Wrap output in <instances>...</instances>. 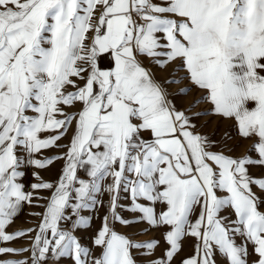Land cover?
Wrapping results in <instances>:
<instances>
[{
  "label": "snow or ice",
  "instance_id": "obj_1",
  "mask_svg": "<svg viewBox=\"0 0 264 264\" xmlns=\"http://www.w3.org/2000/svg\"><path fill=\"white\" fill-rule=\"evenodd\" d=\"M0 264H264V0H0Z\"/></svg>",
  "mask_w": 264,
  "mask_h": 264
},
{
  "label": "rangeland",
  "instance_id": "obj_2",
  "mask_svg": "<svg viewBox=\"0 0 264 264\" xmlns=\"http://www.w3.org/2000/svg\"><path fill=\"white\" fill-rule=\"evenodd\" d=\"M45 175L49 176V177L51 176V174H49V173H45ZM26 219H27V215L26 214L24 216H21L20 219L17 221L16 226L17 227H19V226L27 227L28 224L25 223ZM96 223L98 225L99 222L97 221ZM141 238H143V237H141Z\"/></svg>",
  "mask_w": 264,
  "mask_h": 264
}]
</instances>
